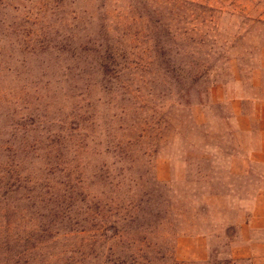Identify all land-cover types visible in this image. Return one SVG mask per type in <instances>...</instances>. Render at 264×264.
<instances>
[{
  "label": "rangeland",
  "instance_id": "obj_1",
  "mask_svg": "<svg viewBox=\"0 0 264 264\" xmlns=\"http://www.w3.org/2000/svg\"><path fill=\"white\" fill-rule=\"evenodd\" d=\"M0 264H264V0H0Z\"/></svg>",
  "mask_w": 264,
  "mask_h": 264
}]
</instances>
